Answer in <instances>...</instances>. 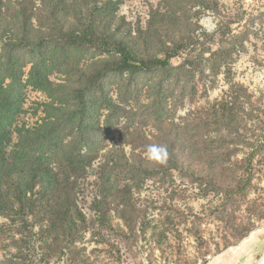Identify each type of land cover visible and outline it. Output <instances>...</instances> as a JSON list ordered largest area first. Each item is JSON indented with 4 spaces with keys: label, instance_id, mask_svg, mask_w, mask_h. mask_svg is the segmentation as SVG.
Instances as JSON below:
<instances>
[{
    "label": "trees",
    "instance_id": "obj_1",
    "mask_svg": "<svg viewBox=\"0 0 264 264\" xmlns=\"http://www.w3.org/2000/svg\"><path fill=\"white\" fill-rule=\"evenodd\" d=\"M16 1L12 13L0 0V42L6 39L0 50V216L22 225L23 237L14 240L18 256L34 254L40 243L43 262L67 250L69 264H91L75 247L88 225L75 193L79 176L108 141L101 199L93 207L104 226L115 204L132 230L131 192L174 171L222 194L217 218H235L264 162V97L253 100L231 70L248 34L234 35L231 22L215 34L203 30L194 18L217 11L210 0H175L179 10L157 9L136 27L119 15L120 0ZM37 4L43 22L35 28ZM22 51L30 55L26 83ZM177 56H185L179 69L171 65ZM221 69L230 82L227 96L179 125L168 123L177 103L182 108L196 98L198 79L213 89ZM55 70L67 75L64 84L51 81ZM28 85L50 99L42 124L32 130L15 126ZM145 86L149 103L141 104ZM15 131L19 141L7 153ZM122 145L131 148L129 155ZM150 145L166 147V162L146 158ZM248 213L241 238L252 218L264 222V205L252 202Z\"/></svg>",
    "mask_w": 264,
    "mask_h": 264
},
{
    "label": "rangeland",
    "instance_id": "obj_2",
    "mask_svg": "<svg viewBox=\"0 0 264 264\" xmlns=\"http://www.w3.org/2000/svg\"><path fill=\"white\" fill-rule=\"evenodd\" d=\"M210 1L216 3L217 11L206 10L194 20H198L201 28L210 34H215L224 22H231L234 35L248 34L244 41L245 50L234 56L235 63L231 70L233 81L245 85L253 100L257 101L264 97V0ZM16 5V0H6V8L12 13ZM166 6L179 10L175 0H120L119 15L134 27L145 26L152 11L167 10ZM37 7L38 4L34 6L32 21L35 28L43 22ZM196 10L199 8L195 7L194 12ZM5 42L6 39L0 42V50ZM213 48L216 49L217 45ZM20 56L27 63L22 78L23 83H26L31 68L30 55L22 51ZM184 57L172 59V67L179 69ZM221 70L213 89L197 78L196 98L185 101L182 108L177 103L178 108L167 122L179 125L183 118L195 116L199 110L225 98L230 82L227 81L224 70ZM207 73L209 74V70ZM66 76L55 70L50 79L55 84H64ZM151 82V77L143 80L147 86ZM177 88L178 84L175 83V89ZM24 94L23 109L15 126L32 130L42 124L45 118L44 104L49 103L50 99L43 91L30 85L26 87ZM112 96L117 98L115 93ZM170 102L174 105L172 99ZM140 103H149L146 86L141 92ZM137 109L135 106L134 110ZM146 129L155 133L150 125ZM18 141L19 135L15 131L7 153ZM111 143L108 141V148L79 176L75 193L78 207L88 222L87 229L82 232V238L76 242L75 247L91 264H200V260L204 261L202 264H261L264 259V222L252 218L250 232L245 233L243 238L238 233L243 230L242 224L248 223L249 205L252 202L264 205V162L257 166L254 185L244 197L234 219L217 218L215 210L222 203V194L207 192L204 186L181 178L178 172H172L165 179L159 175L147 180L130 194L131 203L136 207V212L130 215V221L134 224L131 230L124 219L118 216L115 204L111 205L109 211L110 226L100 223L93 208L95 202L101 199L100 189L104 182L101 166L105 161L104 154L112 147ZM121 147L127 155L131 153L129 146ZM242 157L243 154L240 153L237 158ZM144 224L149 226L143 229ZM0 225L4 231L3 234L0 233V264H69L67 250L59 257L54 256L48 263L43 262L40 259V243L34 254L24 258L18 256L14 240L23 237L20 233L21 223L0 216ZM208 257L210 260L207 262Z\"/></svg>",
    "mask_w": 264,
    "mask_h": 264
},
{
    "label": "clouds",
    "instance_id": "obj_3",
    "mask_svg": "<svg viewBox=\"0 0 264 264\" xmlns=\"http://www.w3.org/2000/svg\"><path fill=\"white\" fill-rule=\"evenodd\" d=\"M146 158L150 162L164 163L167 158V149L162 145H150L146 150Z\"/></svg>",
    "mask_w": 264,
    "mask_h": 264
},
{
    "label": "built area",
    "instance_id": "obj_4",
    "mask_svg": "<svg viewBox=\"0 0 264 264\" xmlns=\"http://www.w3.org/2000/svg\"><path fill=\"white\" fill-rule=\"evenodd\" d=\"M209 260H210V257H208L206 261L208 262ZM202 262H204V261L200 260V264H202Z\"/></svg>",
    "mask_w": 264,
    "mask_h": 264
},
{
    "label": "bare ground",
    "instance_id": "obj_5",
    "mask_svg": "<svg viewBox=\"0 0 264 264\" xmlns=\"http://www.w3.org/2000/svg\"><path fill=\"white\" fill-rule=\"evenodd\" d=\"M261 264H264V259H263V261H261Z\"/></svg>",
    "mask_w": 264,
    "mask_h": 264
},
{
    "label": "crops",
    "instance_id": "obj_6",
    "mask_svg": "<svg viewBox=\"0 0 264 264\" xmlns=\"http://www.w3.org/2000/svg\"><path fill=\"white\" fill-rule=\"evenodd\" d=\"M214 261L217 262V260H214ZM217 263H218V262H217ZM217 263H216V264H217Z\"/></svg>",
    "mask_w": 264,
    "mask_h": 264
}]
</instances>
